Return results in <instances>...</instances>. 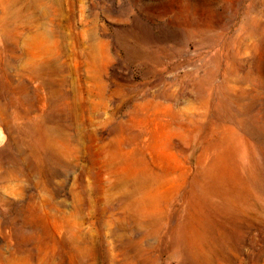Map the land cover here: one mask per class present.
<instances>
[{
	"label": "rangeland",
	"instance_id": "1",
	"mask_svg": "<svg viewBox=\"0 0 264 264\" xmlns=\"http://www.w3.org/2000/svg\"><path fill=\"white\" fill-rule=\"evenodd\" d=\"M0 264H264V0H0Z\"/></svg>",
	"mask_w": 264,
	"mask_h": 264
},
{
	"label": "bare ground",
	"instance_id": "2",
	"mask_svg": "<svg viewBox=\"0 0 264 264\" xmlns=\"http://www.w3.org/2000/svg\"><path fill=\"white\" fill-rule=\"evenodd\" d=\"M2 1H6L7 3H13L14 1H16V0H1V2ZM29 1V0H28ZM21 11V8L19 7L18 9H16V11H15V13H19ZM7 20V19H6Z\"/></svg>",
	"mask_w": 264,
	"mask_h": 264
}]
</instances>
